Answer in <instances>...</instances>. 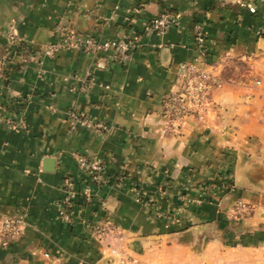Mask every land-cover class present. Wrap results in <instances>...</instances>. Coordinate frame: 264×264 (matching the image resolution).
<instances>
[{
	"label": "crops",
	"instance_id": "obj_1",
	"mask_svg": "<svg viewBox=\"0 0 264 264\" xmlns=\"http://www.w3.org/2000/svg\"><path fill=\"white\" fill-rule=\"evenodd\" d=\"M238 1L0 0V218L26 213L0 264H116L117 252L131 264H264V4L252 14ZM163 13L177 24L145 30ZM196 24L222 83L176 131L161 102L194 57ZM8 27L26 49L7 65ZM59 29L138 46L125 64L76 48L42 57ZM72 108L102 127L70 131ZM75 154L98 156L109 183L89 202L76 195L66 222L63 179L87 183ZM221 175L231 186L200 207L179 197Z\"/></svg>",
	"mask_w": 264,
	"mask_h": 264
},
{
	"label": "built area",
	"instance_id": "obj_2",
	"mask_svg": "<svg viewBox=\"0 0 264 264\" xmlns=\"http://www.w3.org/2000/svg\"><path fill=\"white\" fill-rule=\"evenodd\" d=\"M241 6L254 14L257 11V4H264V0H239ZM179 16L163 13L151 17L148 20L145 30L157 34L168 31L177 24ZM59 36L56 40L44 45L39 54L53 56L64 48H76L89 54L109 52L112 59L125 64L132 51L138 46V41L134 36H123L119 39L98 42L92 37L77 34L65 29H59ZM194 57L188 62L178 65L176 79L172 87L162 97L161 115L166 119L168 125L173 130L181 128L183 120L187 116H202L209 109L212 91L221 86V78L214 73L215 69L207 62L206 35L200 24H196L193 30ZM7 57L13 59L25 50V41L17 35L13 27L7 29ZM6 60H8L6 58ZM11 63V61H9ZM7 62V65L9 64ZM67 122L70 131H75L78 127L100 128V124H92L83 113L77 109L67 111ZM78 170L86 175L87 183L80 192L76 191L75 183L70 177L63 179L62 185L64 197L57 202L59 214L63 221H70L69 209L75 202L76 195L86 202H89L91 187H100L109 183V177L105 174L102 160L96 155H73ZM122 177H115L116 181H121ZM26 213L15 214L11 217L0 219V241H8L17 236L23 226ZM108 228L103 224L94 227V232L98 237H102ZM116 255V264H131V259L127 255Z\"/></svg>",
	"mask_w": 264,
	"mask_h": 264
},
{
	"label": "rangeland",
	"instance_id": "obj_3",
	"mask_svg": "<svg viewBox=\"0 0 264 264\" xmlns=\"http://www.w3.org/2000/svg\"><path fill=\"white\" fill-rule=\"evenodd\" d=\"M7 59L8 60H6V62L9 63V61H11V59H9L8 57H7ZM224 177H225L224 175L223 176L221 175V179H219V180H221V181L225 180L226 178H224ZM198 185L199 186L194 187V191H196V194H197V195H195V197L191 198V197H187L184 195H183V197L182 196H179V197H181L182 199L184 198L186 203L194 204V205H196V207H200L201 204L203 203L204 199L207 197L206 195L209 194L210 190L214 189L215 192L217 191V192L222 194L225 190H227L231 186L230 182H224V181L218 182V180L208 181V182H204V183H201ZM186 199L188 201H186ZM11 216H13V215H7V216L1 217V218L11 217ZM205 223H207V222H205ZM201 224H203V223H201ZM0 243L6 244L7 241H0Z\"/></svg>",
	"mask_w": 264,
	"mask_h": 264
},
{
	"label": "trees",
	"instance_id": "obj_4",
	"mask_svg": "<svg viewBox=\"0 0 264 264\" xmlns=\"http://www.w3.org/2000/svg\"><path fill=\"white\" fill-rule=\"evenodd\" d=\"M224 182L226 181V179L225 180H223ZM223 181H221V180H218V182H223Z\"/></svg>",
	"mask_w": 264,
	"mask_h": 264
}]
</instances>
